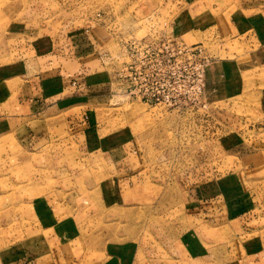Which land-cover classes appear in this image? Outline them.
<instances>
[{
  "label": "rangeland",
  "instance_id": "1",
  "mask_svg": "<svg viewBox=\"0 0 264 264\" xmlns=\"http://www.w3.org/2000/svg\"><path fill=\"white\" fill-rule=\"evenodd\" d=\"M163 262L264 264V0H0V264Z\"/></svg>",
  "mask_w": 264,
  "mask_h": 264
},
{
  "label": "built area",
  "instance_id": "2",
  "mask_svg": "<svg viewBox=\"0 0 264 264\" xmlns=\"http://www.w3.org/2000/svg\"><path fill=\"white\" fill-rule=\"evenodd\" d=\"M97 16H99V14H97ZM89 30L86 29V32H88ZM154 40L152 39H147V38H139V39H134V40H130L128 42H126L123 45V51H124V55L125 57H127V59L134 61L132 64H126L124 65L122 72L126 73L127 72V68L132 69V66L135 68H140V65L137 64V62H139V60H143L146 61V68L150 69L151 72L155 75V76H159V77H164L167 71V62H168V56L169 54L167 53V48L168 46H166L165 44H167L166 41H161V48L159 49L158 54L155 55L156 58L159 57V59L155 62H152V54H153V50L154 48L152 47L154 45ZM183 47L181 49H179V54H182L183 57H185L188 60H194L197 58L198 53L200 52V50L198 49V46H185L182 45ZM147 64L149 66H147ZM197 68H199V76H201V73L203 72V68L202 65L205 64H195ZM121 77H126V75L121 74ZM170 72L168 75V78L166 79L165 82H163V84H161L160 86L153 88V89H147L144 90L143 92H140V100L144 101L145 103H150V104H164V103H169V97H168V89H169V83H170ZM126 79V78H125ZM199 81L201 83H199ZM199 81L193 85L192 87H194V94L196 96V99H199L200 93H201V89H202V79H199Z\"/></svg>",
  "mask_w": 264,
  "mask_h": 264
},
{
  "label": "crops",
  "instance_id": "3",
  "mask_svg": "<svg viewBox=\"0 0 264 264\" xmlns=\"http://www.w3.org/2000/svg\"><path fill=\"white\" fill-rule=\"evenodd\" d=\"M145 1V0H144ZM148 1H152V0H148ZM71 37V36H70ZM85 37H78L77 36V38H75V40L74 41H76V44H74L76 47L79 45V46H81L80 48H78V51H77V54H76V57L74 56V54L73 55H71V58L70 59H72V58H74V59H79V58H81L82 57V55H84V54H89L90 52H88V51H85V45H88L86 42H85ZM74 49V48H73ZM73 52H75V49L73 50ZM79 55V56H78ZM78 56V57H77ZM217 63H214V64H212L211 66H209L208 68H207V72H206V85H208L209 86V80L213 77V75H215L216 74V72H217ZM57 91H60L58 88H57ZM62 92H64V91H62ZM66 93V92H65ZM162 264H165L164 262L162 263Z\"/></svg>",
  "mask_w": 264,
  "mask_h": 264
}]
</instances>
